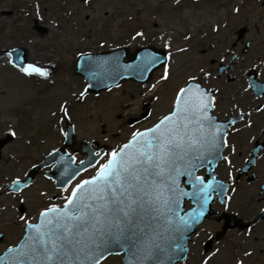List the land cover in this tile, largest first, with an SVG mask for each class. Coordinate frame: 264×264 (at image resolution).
Listing matches in <instances>:
<instances>
[{"label":"rangeland","instance_id":"rangeland-1","mask_svg":"<svg viewBox=\"0 0 264 264\" xmlns=\"http://www.w3.org/2000/svg\"><path fill=\"white\" fill-rule=\"evenodd\" d=\"M196 1L0 0V136L9 128L18 136L9 152L20 151L17 159H23L29 166L37 160L38 151L40 156L45 155L49 149L61 145L64 134L61 110L67 102L79 141L98 136L101 142L116 146L142 128L132 130L128 123L141 111L146 89L124 86L85 103L77 101L82 84L77 79L73 81L69 67L80 51H105L131 46L132 42V46H165L174 53L188 47L187 52L173 56L170 79L162 83L157 93L160 99L155 106L156 116L168 109L172 95L187 79L203 67L211 68V60L219 63L225 55L229 56L241 27L250 29L245 40H250L254 47L247 56L253 59L255 51L260 57L264 55L263 0ZM137 32L144 35L132 39ZM246 41L237 48L245 47ZM14 47L25 49L32 64L48 71L47 78L35 75L42 84L38 85L34 79L25 81L7 67L5 52ZM4 166L0 165V181L7 182ZM3 214L4 219L10 216L3 227L8 234L6 244L16 243L23 226L19 222L15 227L14 213ZM106 264L118 262L110 259Z\"/></svg>","mask_w":264,"mask_h":264},{"label":"snow or ice","instance_id":"snow-or-ice-1","mask_svg":"<svg viewBox=\"0 0 264 264\" xmlns=\"http://www.w3.org/2000/svg\"><path fill=\"white\" fill-rule=\"evenodd\" d=\"M170 58L149 54L137 65V71L143 77L163 63L165 70L157 84L168 81ZM118 68V64H113V71ZM20 70L28 76L48 77L46 69L34 64ZM196 79L193 76L186 86L178 88L171 111L153 126L134 131L131 139L116 150L93 153L96 160L108 158L96 167L95 175L75 185L64 197L63 206L46 207L35 224L21 215L25 236L6 250L0 264H102L113 254L114 247L123 249L127 264H177L185 251L184 233L204 216L208 193L214 190L196 175V169L206 162L207 155L219 154L222 136L223 146L227 145L226 134L209 114L216 106L215 96ZM62 111L67 114V108ZM222 127L226 129L227 125ZM10 134L16 135L14 131ZM90 163L96 166L95 160ZM180 177L190 178L193 192L180 186ZM13 183L23 190L20 180ZM64 191H68L67 187ZM189 196L199 208L182 216L181 201Z\"/></svg>","mask_w":264,"mask_h":264},{"label":"flooded vegetation","instance_id":"flooded-vegetation-1","mask_svg":"<svg viewBox=\"0 0 264 264\" xmlns=\"http://www.w3.org/2000/svg\"><path fill=\"white\" fill-rule=\"evenodd\" d=\"M246 36L238 41L240 43L236 42L229 56H224L226 63L219 62L218 68L222 64L229 67L227 73L219 75L217 66L213 73H209V77H212L210 89L221 111L215 116L220 121L239 118V122L227 131V160L224 159L220 165L227 167L225 179L230 182L227 192L229 199L226 207L215 206V215L212 223H209L212 228H208L202 237L192 243L190 258L183 264H204L205 260L208 264H239L240 261L243 264H264V91L257 95L247 77L241 79L236 75L240 61L245 68L252 62L257 64V70H260L258 79L264 84V65L259 59L244 57L251 50L250 43H247L248 47L237 48L239 44H244ZM229 76L236 77L228 82ZM240 83L243 85L241 93L238 89ZM27 171L25 169L23 174ZM32 195L22 198L27 204V213L43 205L37 200L33 202ZM53 198L57 200V195ZM15 202L21 203V200L15 198ZM224 218L229 219V223L228 229L222 232L225 225L221 219ZM3 227L4 222L0 219V229ZM5 237L4 233H0L2 242ZM211 238L214 239L213 246L210 252L205 253V244ZM246 252L251 255H245Z\"/></svg>","mask_w":264,"mask_h":264},{"label":"water","instance_id":"water-1","mask_svg":"<svg viewBox=\"0 0 264 264\" xmlns=\"http://www.w3.org/2000/svg\"><path fill=\"white\" fill-rule=\"evenodd\" d=\"M127 50H123V51H116V52H113V53H109L107 55H101L102 57H98L95 56L94 58V66L95 67H98V68H106V71L103 75V77L107 80H114L115 82H113L112 84L110 85H107L105 86V88L107 87H112V85H114L117 80L119 79L120 81H125V80H131V79H135V76L136 75V72H137V63L133 60H131L130 58V55L127 54ZM142 53H147V55L151 54V55H155L157 57H160L162 59H165V55L164 54H161L160 51H157L156 49H153V48H147L146 50H144ZM127 54V57L130 58L129 59V62H127L126 64L122 65L121 64V67H120V63L123 61V58L126 56ZM17 56V54H16ZM87 57V56H82L79 58V60L76 62L75 64V68H74V72L75 74H80V75H83L85 76L87 79H89V81H91V76H93L91 73H87L86 70L84 71L83 68H85V60L84 58ZM87 59V58H85ZM18 62V61H17ZM113 64H118L119 65V68L117 71H113ZM160 64L162 63H158L154 68L152 69H155L156 67H158ZM82 69V71L79 72V70ZM119 83V82H118ZM69 133L67 134V138H68V142H71V140H73V128L69 126ZM71 135V136H70ZM68 144V143H67ZM89 153H91L89 151ZM192 230H190L191 232ZM112 252L114 254L116 253H119L120 250L117 248V247H114L112 249Z\"/></svg>","mask_w":264,"mask_h":264}]
</instances>
